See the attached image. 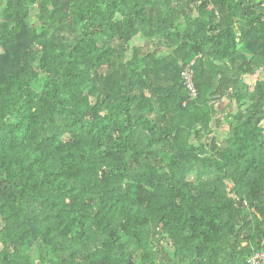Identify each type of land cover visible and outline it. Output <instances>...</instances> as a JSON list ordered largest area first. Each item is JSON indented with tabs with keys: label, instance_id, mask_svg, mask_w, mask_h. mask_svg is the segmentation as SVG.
I'll return each instance as SVG.
<instances>
[{
	"label": "trees",
	"instance_id": "trees-1",
	"mask_svg": "<svg viewBox=\"0 0 264 264\" xmlns=\"http://www.w3.org/2000/svg\"><path fill=\"white\" fill-rule=\"evenodd\" d=\"M0 1V264L264 252V0Z\"/></svg>",
	"mask_w": 264,
	"mask_h": 264
},
{
	"label": "built area",
	"instance_id": "built-area-1",
	"mask_svg": "<svg viewBox=\"0 0 264 264\" xmlns=\"http://www.w3.org/2000/svg\"><path fill=\"white\" fill-rule=\"evenodd\" d=\"M195 61L191 62L183 71V76L185 78V83L188 90L192 95H196L197 89L194 82V70L193 64ZM246 264H264V252L254 253L246 262Z\"/></svg>",
	"mask_w": 264,
	"mask_h": 264
},
{
	"label": "rangeland",
	"instance_id": "rangeland-1",
	"mask_svg": "<svg viewBox=\"0 0 264 264\" xmlns=\"http://www.w3.org/2000/svg\"><path fill=\"white\" fill-rule=\"evenodd\" d=\"M3 10H4V6L3 3H1L0 1V19L3 17ZM36 8L32 9V16H31V21L35 20V13H36Z\"/></svg>",
	"mask_w": 264,
	"mask_h": 264
},
{
	"label": "crops",
	"instance_id": "crops-1",
	"mask_svg": "<svg viewBox=\"0 0 264 264\" xmlns=\"http://www.w3.org/2000/svg\"><path fill=\"white\" fill-rule=\"evenodd\" d=\"M226 104H227V101H223V102H221V103L219 104V107H220V108H224ZM226 127H227V125H226V124H223V125L220 127V129H218V131H223L224 129H226Z\"/></svg>",
	"mask_w": 264,
	"mask_h": 264
}]
</instances>
